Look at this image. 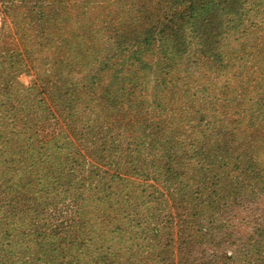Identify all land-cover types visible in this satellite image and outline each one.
Masks as SVG:
<instances>
[{"label":"trees","instance_id":"trees-1","mask_svg":"<svg viewBox=\"0 0 264 264\" xmlns=\"http://www.w3.org/2000/svg\"><path fill=\"white\" fill-rule=\"evenodd\" d=\"M5 2L2 14L13 26L4 20L0 27V128L6 114L19 119L21 106L10 103L19 98L28 135L22 132L26 149L7 135L9 149L23 152L4 161L21 176L2 203L7 214L21 216L25 234L35 235L33 259L79 263L68 250L90 245L94 252H85L83 264H114L107 232L91 234L99 222L121 240L137 226L132 247L146 254L130 264H264V18L256 21L264 0ZM35 60L49 68L24 87L17 77L36 68ZM49 121L58 128L47 130ZM73 168L83 169L70 195L77 215L65 213L64 221L82 227L75 239H61L67 225L52 223L44 189L53 186L54 203ZM134 174L154 181L137 195L148 218L133 217L134 192L120 184ZM159 177L173 194L170 186L162 192ZM167 198L179 217L178 199L193 211L184 229L197 239L183 232L175 244L163 241L166 227H149L168 215Z\"/></svg>","mask_w":264,"mask_h":264},{"label":"rangeland","instance_id":"rangeland-1","mask_svg":"<svg viewBox=\"0 0 264 264\" xmlns=\"http://www.w3.org/2000/svg\"><path fill=\"white\" fill-rule=\"evenodd\" d=\"M5 2V0H0V27L2 26L4 20L6 21V24L8 26L11 27L12 29V18L7 16L6 14L3 15L2 11H4L5 7H9L8 4ZM264 7V6H263ZM5 16V17H4ZM264 18V14L259 15L258 17H256V21H262ZM246 22L249 21V18H247L245 20ZM254 49V48H253ZM30 63L27 60V57L24 58V64H28ZM45 62H42L41 60H35V66L36 68H33L32 66H27L28 68H26L28 71L22 72L19 74V76L17 77V81H19L20 84H22L24 87H29L31 86L32 82L35 80L36 78V74L35 72H37V70L39 69H48L49 65L45 64ZM30 68V70H29ZM199 71L198 70H194L192 72L193 76L198 75ZM19 98H15L13 100H11L10 103L12 104H18L19 106H21V109L18 110L19 112V119H26L27 118V113L28 111H26L24 109L25 105H21L19 104L18 101ZM50 109L53 110L54 108L51 106V104L49 105ZM33 114H35V112L33 111H29ZM2 113V112H1ZM40 114V113H39ZM8 117L6 119V121H4V123H2V128H0V152L5 148V150H7L2 156H0V163L2 164V166L0 165V169H3V173L0 172V264H41L38 261H35L31 255V253L35 252V250H37L38 248L36 247V242L37 240L34 239L35 235H27V233L25 234V227L22 226V219L21 216H19L18 213H16L14 216H11L9 214H7L6 212V206L3 205L2 201L5 198V195L11 191L13 193H16L17 190V180L19 178V176H21V171L20 170H15L13 171L11 167L5 166V162L7 161V159H9V161L15 159L18 157V155H22L23 151H18L17 149L11 150L9 149L8 143H7V135H12L17 137L18 142L17 143H21L22 145L19 148H23L26 149V141L22 140L25 138V135H28V131H26L27 129L25 127H22L23 129H21L20 123H19V119L14 118L12 115H8L6 114ZM36 115V114H35ZM51 117V115H50ZM42 124V121H39V123L34 124L35 129L38 130V136H41L40 134L42 131V128L40 127ZM45 127L47 128V130L49 131H53L54 129L58 128L56 124H52L50 125V121H49V125H45ZM3 131H5V134H3ZM22 132L25 133V135H22ZM56 132H58V130H56ZM3 135V136H2ZM185 136V135H184ZM73 137V136H72ZM74 140V138H72ZM81 152L83 153V150L81 149ZM84 153H86L84 151ZM54 155H48L49 159H52ZM87 160L90 162H93L91 155L87 154ZM41 158L46 159L43 155L40 156ZM47 161H50L48 159H46ZM95 161V160H94ZM50 162H53L50 161ZM100 166H104L102 164H100ZM73 171H77L75 173L74 177H67V184L64 185L63 187L59 188L58 190V197L56 198L54 203H50L49 199H53L50 193L53 192H49L50 189L53 186L50 187H46L45 193L47 194L46 197V203L48 205V207L50 209L53 210V215H54V220H53V224L58 223V222H65V224L67 225V231L62 232L60 234V238L64 239V237L67 234H72L74 235L75 239V235H76V231L79 230L82 226H80V224L78 223L79 220L77 221H73V222H66L64 221L65 219V213L68 214H73V215H77V209L73 208V201L70 197L73 188H76L77 185H80L77 178L80 177L83 174V169H78V168H73ZM77 177V178H76ZM154 181L150 180L149 178H147L146 180L141 178L140 174H134L132 176H127L125 177V181L124 182H120V184H124V191H129L132 190L134 192L135 195V202L137 203V207H133L131 206V210L135 213V215L133 217H136L138 215V217H147V215L145 214L144 211V206H138L140 203L138 202L139 200L142 201V196L140 195V197H137V195L141 194V192H146L148 190H152V187H149L150 183H153ZM161 182V185L158 184V187H160V189L162 190L163 193L167 194V187L170 186V189L172 192V194L175 191V187L172 186L170 183H167L166 181H164V178L159 177V182ZM116 183V181L114 182V184ZM148 184V186L146 185ZM83 187V186H82ZM119 187V184L117 186H115V188H113L111 191L116 192L117 188ZM70 188H72V190H70ZM61 192V193H60ZM122 196L125 198L126 195L122 194ZM167 197V196H166ZM178 198V197H177ZM167 205L163 204V209L167 210V214L168 215H164L166 214V212H163L162 218L159 221H156L154 218V220H150V226H159V227H166V233H163V241H167L169 242L170 240H173V242L176 244L178 241V236L177 234H181L183 232H185V237H187L189 240H193V239H197L194 236V229L193 230H189L191 228L188 229H184V220H188V219H193L192 216L190 215L193 211L190 208H186L187 206H185L184 203H181V200H176L178 208H179V212L183 214L182 217H179L177 215V211L175 210V208H171V205L173 203L172 200H169L170 198H167ZM5 202H9V201H5ZM56 203V204H55ZM14 205V204H13ZM17 212H23L24 210H21L19 208H17L16 206H14ZM177 208V210H178ZM6 213V214H5ZM25 213H27L29 216H36V212H29V211H25ZM148 218V217H147ZM180 218L182 221H180ZM27 220L29 221V223L32 224H40L43 225V223H39L38 221H36L35 219L32 218H27ZM167 220H168V224H167ZM99 223V222H98ZM98 223L94 224V227L97 228L94 231H91V234L94 235L96 233V231L99 229L106 231L107 234V240L108 243L106 245V247L111 246V250L113 251V253L111 254V257L114 258L115 263L114 264H130L132 262V260H134L135 262L137 261V259H139L142 255L146 254L145 252H143L142 249H136L134 247H132V245H135V240L138 239V237L140 235H136L137 233V226L133 225L130 226L129 228H126L127 231H125V239L121 240V239H113L112 235H111V225L106 224L103 228H101L99 226ZM6 224L8 225L7 227H3L1 225ZM223 235V230L222 231H217L214 235V238L216 239H220ZM147 237V241H152V237L146 236ZM56 239V238H55ZM68 240V239H67ZM200 240L202 243H205L208 241V237H203L200 236ZM103 245V244H102ZM130 246V247H128ZM153 246H151V253H152V248ZM68 248V247H67ZM69 251V255L71 256H75L79 259V263L78 262H74V264H83V256L86 253H92L94 252V247L93 246H84V251H83V247H79L78 249H76V251L73 250H68ZM180 257V252L178 247H174V260L175 262H177V260ZM125 261V262H124ZM53 264V263H52Z\"/></svg>","mask_w":264,"mask_h":264}]
</instances>
